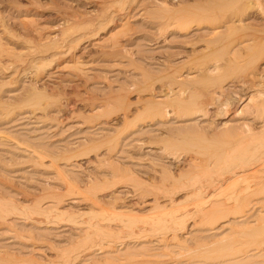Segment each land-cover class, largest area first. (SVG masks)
<instances>
[{
	"label": "bare ground",
	"instance_id": "bare-ground-1",
	"mask_svg": "<svg viewBox=\"0 0 264 264\" xmlns=\"http://www.w3.org/2000/svg\"><path fill=\"white\" fill-rule=\"evenodd\" d=\"M91 1L98 3L93 5V14L82 17L67 13L57 34L45 44H37L40 50L35 47L37 39L28 40L22 35L27 39L25 47L30 53L38 50L43 57L45 52L58 49L52 52L58 58L59 48L66 54L78 49L81 40L106 30L107 22L123 10L107 0ZM166 3L163 1L160 8L158 28L162 33L171 31L187 39L191 46L184 59L173 63L169 57L162 61L164 71L153 73L132 55L123 54L142 78L133 79L119 92L84 94L83 111L80 109L83 123L93 130L115 120L122 123L124 130L138 124L140 127V122L144 129L151 126L141 134L134 132L143 144L160 143L158 162L152 161L150 170L135 167L136 162L128 161L134 159L135 152H120L118 148L120 129L111 132L104 126L85 137L74 154L68 155L66 150V157H62L69 161L95 156V170L89 173L85 190H80L74 181L68 184L85 196L88 203L83 208L62 210V197L52 191L41 198L25 193L23 203L12 196L10 200L0 197V218L10 217L12 230L16 221L22 220L45 229L67 222L81 231L70 243L71 249L63 251L53 264H73L82 257L79 251L85 246L87 254H91L88 264H264V0H195L178 6ZM0 50L3 52V48ZM18 55H23L22 50ZM29 56L31 60L36 58ZM34 81L18 101L32 106H28L31 112L36 114L37 108L45 115L57 98ZM75 103L69 97L62 104L71 109ZM171 118L179 125L163 128ZM155 125L159 127L153 128ZM144 134L155 137L141 138ZM58 159L53 158V162ZM119 189L128 199L116 195ZM180 198L193 201L189 210L192 220L187 216L190 212L186 215L176 204ZM45 199L50 201L43 203ZM257 203L258 212L250 214ZM184 232L193 234L185 236ZM16 258H0V264H39L33 258L23 262Z\"/></svg>",
	"mask_w": 264,
	"mask_h": 264
},
{
	"label": "rangeland",
	"instance_id": "rangeland-1",
	"mask_svg": "<svg viewBox=\"0 0 264 264\" xmlns=\"http://www.w3.org/2000/svg\"><path fill=\"white\" fill-rule=\"evenodd\" d=\"M35 1L36 0H30L32 3H27L26 0H0V49L3 48V52H7L6 55H4L5 53L0 50V60L4 61V58L7 59L4 62L0 61V197L2 196V198L10 200L12 196L13 199L18 198V200L23 203L25 200L22 198L25 193H29L31 197L33 195L34 198H41L48 192H50L49 194L51 195L52 191L55 192V195L58 193V197H62V210L78 211L79 208H83L88 202L83 198L85 197L83 194L81 195L78 193V189L75 188L77 190L75 191V189H73L74 187L68 186V184L70 185L71 181L72 183L75 182L74 184H76V186L84 188H80V190H85L89 173L95 170V164L93 165L92 162L95 160V156L77 157L78 159L73 158L69 161H66L65 158L62 159V157H66V150L68 151V153H66L68 155L74 154L75 151L79 150L77 147L84 142L86 139L85 137L92 136L95 130H100L105 126V128H110L112 132V130L114 131V129L119 128L121 136L118 148L120 152L127 149H131L135 152L134 159L131 158V160L128 161L131 163L136 162L133 165H137L135 166L137 168L141 167L143 170H150V163L152 161H156L155 163H157L161 154V151L158 150L160 146L159 142H156L157 145H155V143L153 145L151 143L148 144L147 142L143 144L136 139V135L152 128L149 126L144 129L142 122H140L141 128L138 124V127H132L133 129L131 130L129 128L124 130L122 123L116 120L110 123L100 124L96 126L97 128H94V130L89 128V124H84L81 117V110L83 109L81 102L83 101L84 94L85 96L88 94L102 96L106 95V93L110 94L112 91L114 93L119 92L122 90V86L129 87L133 79L142 78V76H139L137 73L138 71L131 66L132 64L129 63L128 58H125L123 54L132 55L137 63L145 66L148 70L150 69L153 73H158L161 70L164 71L163 69L165 66L162 61L169 57L171 58L168 60H173V63L182 61L185 52L189 51L188 49L191 44H188L186 41L187 39L178 33L168 31L165 34L164 32H160L157 24L159 20L158 16L160 14V8L163 6V1L167 2L170 6H178L185 2V4H191L195 0H107L112 6H122L123 10H120L119 13L115 15L114 20H109L110 22H107L106 30H101L102 32L100 31V35L98 34L81 40L77 47L78 49H73L68 54H66L67 52L64 53V50L59 48L60 51L57 52L58 58L54 56L56 53H52L56 52L58 49L49 51L53 54L50 55L52 59H48L50 58V56L48 57L47 55L49 52H45L43 57L42 54L37 51L40 50V44H45L49 38H53L57 34L59 31L58 28L63 22V15L75 13L82 17L90 16L93 14V10L98 3H91V0H41L42 3H33ZM94 3L95 6H93ZM4 23L8 25L6 26ZM38 33L39 36L41 35L42 38L44 37L43 41L42 38L39 37L41 42L38 39ZM22 35L24 38L27 37L28 40H31L32 37L37 39H34L35 42H37L35 47L37 48L38 46L39 48L36 50L37 53L35 50L30 53L25 47L27 43L24 44V40L27 39H24ZM24 35H26V37ZM36 35L37 38L35 37ZM16 36L19 37V39H17L18 41L16 38L13 39V37ZM20 40L22 42H20ZM34 40L32 39V41ZM13 42H15V44ZM38 43L39 45H37ZM21 50L23 52L22 56L18 55ZM25 53L30 54L26 55ZM32 54L36 55L37 59L34 58L31 60L32 56L29 55ZM69 54L73 55L69 56ZM59 56H61L60 59ZM39 57L40 59H38ZM41 58L42 62L47 58V60L45 59L46 61H44L45 66L39 61ZM22 59L24 60L19 61ZM37 60L41 62L39 63L40 66ZM51 60L52 62H50ZM33 61V64L35 65V63H37V65H32L31 63ZM41 64H43L44 67ZM25 65L28 68L25 67ZM36 66L37 68L42 67V69L38 70L32 68ZM36 70L40 72L37 73ZM36 75H38V77L40 75V78H36ZM5 79L7 80L5 81ZM34 80H36V82L38 81L37 85L40 88L43 86L49 92H54V97L57 98V104L54 103L52 107L50 106L51 108H48L50 111L47 110L45 115L43 111H37L39 110L37 108L35 109V114L33 110L31 112L32 106L19 103L20 99L23 97L22 95L29 88V84H32L30 82L32 81L35 83ZM69 97H73L76 101V106L74 105L71 109H69L70 107H63L62 104ZM132 98L135 99L134 94ZM14 100H19L18 104H16L17 101ZM7 105L9 106L8 108ZM28 106H30L31 109L28 108ZM18 107L22 110H19ZM64 108L65 111L63 110ZM47 113L49 115H47ZM230 117L232 118V116ZM230 117L227 120H229ZM173 119L174 118H171L169 123H166L167 125L162 127L167 128L171 127L172 124L177 125L178 123ZM157 127H159V125H155L153 128L156 129ZM141 129L144 130L141 131ZM137 130L138 134L134 132ZM159 133H154V135L157 136ZM154 135L148 136L144 134L141 138L148 139L149 137L151 138V136L155 137ZM41 154H44L42 155L43 158H40ZM45 155L46 158L44 157ZM121 155L125 156V153ZM55 157L59 158V161L56 160L57 162L55 161V163H58V166H60L58 168L60 169H58L57 165L53 162V158ZM66 174L67 178L69 176L71 180L64 178ZM67 187L73 188L67 189ZM121 191L122 189H119L116 195L121 194V197L125 198V191L123 190L125 194ZM125 199L128 198L126 197ZM183 199L184 198L178 199L176 204H179V206L181 205L180 208L186 211L187 215V212H190L193 208L191 205L193 201L190 200V203L189 200ZM182 200L184 203L180 202ZM49 201L45 199L43 203ZM182 204H186L188 207ZM259 204L260 203H257L254 208L252 207L253 209H251L249 213L256 214ZM78 206L81 207L77 209ZM183 207L186 210L183 209ZM189 207L191 208L189 209ZM191 213L192 212L188 213L189 215L187 216L192 220L190 217V215H192ZM191 220L189 222H191ZM66 223L64 222L56 226H46L45 229V227L39 228L30 224H24L22 220H17L15 223L16 227L12 230V228L10 229V217L9 219L7 218V220L0 218V258L10 259L18 257L16 259L21 262L28 259L32 260L33 258V260H36L39 264L40 262L41 264H53L60 259V254H62L63 251L71 249L69 248L71 247L70 243H72V240H76L77 235L81 233V231L75 229L72 223ZM189 234H193V232H184L185 236H189ZM85 247L81 248L80 251L77 250L82 254V257H79L80 259L78 258L73 264H88L91 254H87L89 251L85 249ZM100 255H98L99 258L102 257Z\"/></svg>",
	"mask_w": 264,
	"mask_h": 264
}]
</instances>
